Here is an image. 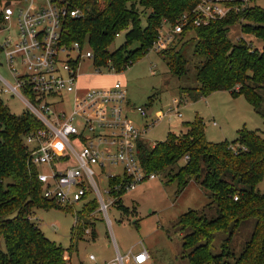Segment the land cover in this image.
I'll return each mask as SVG.
<instances>
[{
	"label": "trees",
	"instance_id": "trees-1",
	"mask_svg": "<svg viewBox=\"0 0 264 264\" xmlns=\"http://www.w3.org/2000/svg\"><path fill=\"white\" fill-rule=\"evenodd\" d=\"M251 1L253 5L239 15L201 28L187 27L161 54L170 73L178 78L189 73L190 51L198 59L194 67L197 85L181 88V98L198 101L228 91L233 97L243 96L264 121V46L258 49L246 42L234 43L228 37L231 26L241 25L244 33L264 43V7L257 4L261 0ZM197 2L70 0L71 6L84 15L66 21L63 42H78L83 48L88 43L94 66L110 63L121 73L149 53L165 22L176 25ZM123 31L125 43L110 51ZM37 127L34 116L28 112L13 115L0 99V264H68L70 249L50 241L32 220L35 209H64L43 197L36 169L28 160L24 135ZM138 155L147 173L166 174L169 182L178 183V194L195 182L210 199L204 211L191 210L178 221L181 230L187 231L183 248L189 264H264V191L257 190L264 180L263 135L242 129L233 142H209L204 123L198 118L163 142L151 146L141 142ZM93 211L94 207L87 205L77 212L79 224L73 227V239L82 237L89 226L91 237H95L93 222L88 218ZM249 219L255 220L251 238L236 255L229 245L241 223ZM217 232L227 238L220 254L215 255L211 247Z\"/></svg>",
	"mask_w": 264,
	"mask_h": 264
},
{
	"label": "built area",
	"instance_id": "built-area-1",
	"mask_svg": "<svg viewBox=\"0 0 264 264\" xmlns=\"http://www.w3.org/2000/svg\"><path fill=\"white\" fill-rule=\"evenodd\" d=\"M252 5L251 0H198L191 13L184 14L176 25L165 22L149 51L162 53L187 27L207 26L239 15ZM0 8V36L16 21L14 34L0 43V65L13 79L11 84L0 76V99L3 94L18 95L39 123L24 135V144L43 197L73 208L94 194L99 211L109 221L115 193L127 194L144 181L157 179L158 175L147 173L141 165L138 146L164 117L182 118L180 105L153 118L146 108L130 104L121 80L104 87L80 88L77 66L82 59L94 63V53L78 42H63L66 21L84 15L81 9L71 6L70 0H3ZM95 69L98 76L105 71L116 72L110 63ZM57 105L64 111L58 113ZM133 113L145 120L142 128L130 119ZM105 195L112 200L107 202ZM75 219L79 224L77 212ZM89 229L85 231L90 234ZM148 258L144 249L132 256L118 254L112 264L130 260L145 264Z\"/></svg>",
	"mask_w": 264,
	"mask_h": 264
},
{
	"label": "rangeland",
	"instance_id": "rangeland-1",
	"mask_svg": "<svg viewBox=\"0 0 264 264\" xmlns=\"http://www.w3.org/2000/svg\"><path fill=\"white\" fill-rule=\"evenodd\" d=\"M257 4L264 7V0ZM142 21L145 26L146 19L143 18ZM15 29L16 21L14 20L11 30L0 36V43L5 37L13 35ZM229 35L233 36L236 42H246L253 47L261 44L260 41L255 40L253 34L244 33L241 25L231 27ZM125 40L126 32L123 31L115 38L109 50L118 49ZM84 48L90 49L89 44L85 43ZM188 60V75L178 78L170 73L163 54L154 51H149L145 57L121 73L105 71L100 76L97 75L92 60L82 59L77 66L80 75L79 84L95 88L109 86L121 80L130 104L135 108H146L153 118L157 113L167 111L169 107L180 105L182 118L164 117L146 133L143 142L150 146L165 141L171 134H179L184 130L185 124L193 123L198 118L204 123L206 138L209 142H233L242 129L258 131L264 136L263 119L243 96L233 97L228 91H218L198 101L184 96L186 102H182L181 88L197 85L194 67L198 59L192 57V51L188 54ZM0 76L13 84L11 75L2 65H0ZM2 86L0 79V88ZM2 101L15 116H21L24 112L30 111L25 101L16 94H3ZM70 102L72 104V97ZM55 110L59 113L64 111V107L57 105ZM129 117L137 127L144 126L145 120L139 114L133 113ZM101 187L103 188V185ZM257 190L264 191V180ZM114 196L117 199L108 211L110 222L99 211L94 201L96 200L94 194H89L86 200L79 202L73 208L35 209L32 220L50 241L64 249H73L67 251L68 254L71 252L72 264H112L116 259L110 261L112 253L116 251L115 240L133 242L141 239H146L155 249L157 264H189L183 248V237L187 231L181 230L178 221L181 216L191 210L204 211L210 203L207 193L199 185L191 182L181 194H178V183L169 182L166 174H158L157 179L144 181L135 191L127 194L115 193ZM104 199L107 202L112 200L108 195H105ZM87 205L94 207L89 217L95 222L94 229L97 237L93 239L87 231H84L82 240L73 239L75 213L82 211ZM254 226V219L241 223L229 245L234 254L239 255L242 252L251 238ZM140 233L142 236L138 237ZM226 238L225 233H215L211 247L213 254H220ZM110 244L111 249H109ZM91 256L95 257L96 261L90 259Z\"/></svg>",
	"mask_w": 264,
	"mask_h": 264
},
{
	"label": "crops",
	"instance_id": "crops-1",
	"mask_svg": "<svg viewBox=\"0 0 264 264\" xmlns=\"http://www.w3.org/2000/svg\"><path fill=\"white\" fill-rule=\"evenodd\" d=\"M231 27H233V26H231ZM228 37H229V39L232 42L236 43L234 37L233 36H230L229 33H228ZM255 40L257 42L260 41V43H261L260 46L257 45L256 48L261 49L264 46L263 41L260 40V39H258V38H256ZM79 86L82 89H88V87H86V86H82L80 84H79ZM89 219H90V221L93 222V226L95 228V222H94V220L91 219L90 217H89ZM135 222L137 223L138 221H135ZM140 235H141V233L139 234L138 237H140ZM96 237H97V233L95 231V237L93 239H96ZM76 238H78L79 240H82L83 239L80 236H77ZM111 248L112 247H111V244H110L109 245V249H111ZM115 248H116V251H115L116 256H115V253H112L113 255L111 256L110 261L111 260L113 261V259H115L118 254H120L122 256H126V255H131L132 256V255H135V254H137V253H139V252H141L142 250L145 249L147 251V253H148V256H149L148 261L145 264H157V253L154 254V250L155 249L152 247V245L150 246V244H148V242L146 241V239L145 240H142L141 239V240L133 241V242H125V241L118 242V240H115ZM70 250L72 251L73 249H70ZM70 254H71V252H70ZM70 254L67 253L68 264H72V262H71L72 261V256ZM94 261H96V258L94 259ZM79 264H83V263H79ZM125 264H135V263L132 260H130L128 262H125Z\"/></svg>",
	"mask_w": 264,
	"mask_h": 264
},
{
	"label": "water",
	"instance_id": "water-1",
	"mask_svg": "<svg viewBox=\"0 0 264 264\" xmlns=\"http://www.w3.org/2000/svg\"><path fill=\"white\" fill-rule=\"evenodd\" d=\"M7 5H9V3H7Z\"/></svg>",
	"mask_w": 264,
	"mask_h": 264
}]
</instances>
